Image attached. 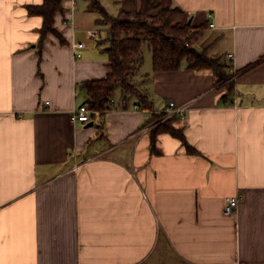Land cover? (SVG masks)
I'll return each mask as SVG.
<instances>
[{"label":"crops","instance_id":"0c3cea01","mask_svg":"<svg viewBox=\"0 0 264 264\" xmlns=\"http://www.w3.org/2000/svg\"><path fill=\"white\" fill-rule=\"evenodd\" d=\"M80 1L40 47L44 20L27 7L43 0H0V264H264V0H161L206 24L203 50L226 60L233 91L186 64L154 73L147 46L131 80L146 102L118 88L87 125L73 119L90 102L82 84L110 60ZM173 102L197 155L167 134L151 152Z\"/></svg>","mask_w":264,"mask_h":264},{"label":"trees","instance_id":"16d2710c","mask_svg":"<svg viewBox=\"0 0 264 264\" xmlns=\"http://www.w3.org/2000/svg\"><path fill=\"white\" fill-rule=\"evenodd\" d=\"M69 0H43L40 6H28L31 16L44 20L40 31L42 47L49 35H55V16L64 11V2ZM98 12V25L108 33L104 52L110 60V73L104 79L87 81L82 89L87 90L92 109L98 114L110 108L118 88L127 94H133L142 103L146 97L139 93L131 80L143 64V47L148 45L153 59V72L173 73L186 64L189 70L202 73L211 72L216 86L224 84L233 91L228 65L224 58L212 59L207 50L199 51L198 45L205 34L206 24L195 28L190 24L187 14L179 8L163 7L161 0H130L131 8L121 11L117 17L110 16L99 0H82ZM102 43V42H100ZM159 118L160 117L159 115ZM157 118V122L160 119ZM178 118L159 123L151 129V152L157 154V140L162 134L170 135L182 142L188 154L197 155L196 150L188 145L185 131L174 124Z\"/></svg>","mask_w":264,"mask_h":264},{"label":"built area","instance_id":"2783aa9c","mask_svg":"<svg viewBox=\"0 0 264 264\" xmlns=\"http://www.w3.org/2000/svg\"><path fill=\"white\" fill-rule=\"evenodd\" d=\"M73 6L76 5L75 2H73ZM77 50H82L85 48L84 45L81 44H77L74 46ZM77 59L81 58V55L78 54L76 56ZM230 59H233V55L230 54L229 56ZM111 107H115V101L112 100L110 102ZM48 105V103H47ZM92 104H90V102H86L85 106L81 107L78 111H76L74 113L73 119L75 123H82L87 125L88 123H90L92 121V115L94 114L93 110H92ZM187 108L185 107H178L176 105V103H172L170 105V107L168 108V111L165 113V117L167 119H174V117L180 118L181 120H186V113H187ZM240 203H239V198L238 197H234V199H231L228 202V205L225 208V215L227 216H232L235 214V212H237V210L239 209Z\"/></svg>","mask_w":264,"mask_h":264},{"label":"rangeland","instance_id":"374dc122","mask_svg":"<svg viewBox=\"0 0 264 264\" xmlns=\"http://www.w3.org/2000/svg\"><path fill=\"white\" fill-rule=\"evenodd\" d=\"M78 1L79 0H77V3H78ZM101 2H103V4H104V6H105V8H106V10H107V12H108V14L109 15H111V16H115V17H117L118 16V14L121 12V10L120 9H125V7H127V6H120V5H117V3H115V2H113V1H111V0H101ZM80 3V5H82L84 2L83 1H80L79 2ZM125 11V10H124ZM194 27L196 28V26L194 25ZM100 28H101V31L103 32V41H104V43H102L104 46H107V42H106V40L108 39V33H107V31H105V28H102L101 26H100ZM208 33H210V32H207V34H206V36L205 37H203V39L201 40V42H199L200 44L198 45V50L201 52V50H203L207 45H208V43H207V36H210V35H208ZM209 40V39H208ZM147 46L148 45H145L144 47H143V55H144V57L147 59L148 57H149V55H148V53H146V50H147ZM108 47V46H107ZM214 52V54H216L217 53V55L216 56H218L219 57V52H220V48L219 47H217L216 49H215V51H213ZM213 52H212V56H213ZM150 58V57H149ZM152 67V65L150 66V68ZM147 68V67H146ZM148 69H149V67H148ZM229 82H231V80H229L228 81V83H227V85H229ZM160 117H162V118H159L160 119V121L157 123V124H159V123H163V122H166V121H168V120H170V119H167L166 117H165V115H160Z\"/></svg>","mask_w":264,"mask_h":264},{"label":"water","instance_id":"95a60500","mask_svg":"<svg viewBox=\"0 0 264 264\" xmlns=\"http://www.w3.org/2000/svg\"><path fill=\"white\" fill-rule=\"evenodd\" d=\"M192 22H190V24H191ZM94 124H91L89 127H92Z\"/></svg>","mask_w":264,"mask_h":264}]
</instances>
